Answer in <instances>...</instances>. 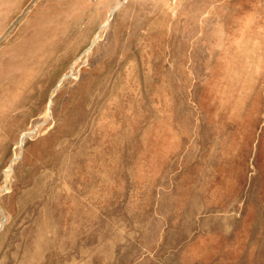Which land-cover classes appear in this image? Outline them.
I'll return each instance as SVG.
<instances>
[{"label":"rangeland","instance_id":"1","mask_svg":"<svg viewBox=\"0 0 264 264\" xmlns=\"http://www.w3.org/2000/svg\"><path fill=\"white\" fill-rule=\"evenodd\" d=\"M0 264H264V0H0Z\"/></svg>","mask_w":264,"mask_h":264}]
</instances>
